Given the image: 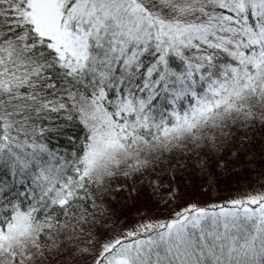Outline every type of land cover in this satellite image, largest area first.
Instances as JSON below:
<instances>
[{
  "label": "snow or ice",
  "instance_id": "obj_1",
  "mask_svg": "<svg viewBox=\"0 0 264 264\" xmlns=\"http://www.w3.org/2000/svg\"><path fill=\"white\" fill-rule=\"evenodd\" d=\"M0 264H264V0H0Z\"/></svg>",
  "mask_w": 264,
  "mask_h": 264
},
{
  "label": "rangeland",
  "instance_id": "obj_2",
  "mask_svg": "<svg viewBox=\"0 0 264 264\" xmlns=\"http://www.w3.org/2000/svg\"><path fill=\"white\" fill-rule=\"evenodd\" d=\"M247 183H248L247 180H241V181H240V184H241V185H244V186H246ZM197 184H198L197 182H195V183H193V182H189V188H188V189H185V191H188L191 195H193V196L196 197V198H202V197H201V191H202V190H199V189L197 188ZM221 188H224V190L220 193V195L227 196L228 193H229V190L227 189V188H229L227 182L222 183V184H221ZM237 188H238L237 182H236L235 179H233V180L231 181V188H229V189H231L232 191H236ZM135 216H136V215H135Z\"/></svg>",
  "mask_w": 264,
  "mask_h": 264
},
{
  "label": "trees",
  "instance_id": "obj_3",
  "mask_svg": "<svg viewBox=\"0 0 264 264\" xmlns=\"http://www.w3.org/2000/svg\"><path fill=\"white\" fill-rule=\"evenodd\" d=\"M66 127H69V131L66 133V135H72L74 133H78L79 132V129L76 127V125L73 123V122H70L68 126ZM197 183H199L197 181ZM224 190V188H222ZM229 191H232L231 189L227 188ZM136 215V212L135 210H132L128 213V216L129 218H132V217H135ZM122 220H123V217H122Z\"/></svg>",
  "mask_w": 264,
  "mask_h": 264
}]
</instances>
